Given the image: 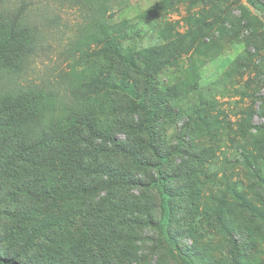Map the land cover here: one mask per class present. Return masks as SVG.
Segmentation results:
<instances>
[{
	"label": "rangeland",
	"instance_id": "374dc122",
	"mask_svg": "<svg viewBox=\"0 0 264 264\" xmlns=\"http://www.w3.org/2000/svg\"><path fill=\"white\" fill-rule=\"evenodd\" d=\"M0 8L25 9L36 27L31 55L17 70H0V99L43 94L35 116L27 103L18 113L30 120H20L26 136L17 130L2 152L20 143L51 149L45 164L19 170L17 181L41 188L3 180L1 257L264 264V0H0ZM116 48L158 71L148 106L162 103L153 121L162 159L147 133L129 127L146 117L136 98L144 78ZM78 113L151 165L97 152L113 150L101 137L89 144L93 153L68 155L77 131L82 141L71 146L87 145ZM114 174L132 183L115 184Z\"/></svg>",
	"mask_w": 264,
	"mask_h": 264
},
{
	"label": "trees",
	"instance_id": "16d2710c",
	"mask_svg": "<svg viewBox=\"0 0 264 264\" xmlns=\"http://www.w3.org/2000/svg\"><path fill=\"white\" fill-rule=\"evenodd\" d=\"M25 8V7H23ZM25 9H20L19 11H12L11 9H2L0 8V70H17L20 65L27 59L34 50L35 45V35L34 30L36 27L31 26L28 21L23 18V12ZM114 54L118 58L121 64L127 67L129 70L135 72L142 78H144V90L136 96L138 100V106L146 115L145 119L139 123V127H134V124H130V129L137 128L138 131L145 132L149 135V140L146 141V145L154 154L159 158H164V154L158 152L155 143L153 142L154 138V129L153 121L158 112L163 110L162 103L152 102V106H148L149 95L155 94V75L158 72L157 70L153 71L150 61H145L143 65L137 64L132 58L124 56L118 48L114 50ZM43 94L35 92H23L15 95L14 97L8 96L9 98L0 99V188L4 187V179L14 180V186L12 188H41L36 186L35 183H29L17 181V178L21 176L19 170H26L27 164H33L36 167H39L42 164H45L47 150H51L50 147L42 143L40 149L36 146L28 145L25 143H20L16 145V148L9 153H3L2 148L14 141L15 132L18 130V135L26 136L25 126L30 120L28 117L23 114L19 117L18 113L20 111H25L27 113V105L30 104L31 112L35 116V109L33 101L40 97L42 98ZM27 105L25 106V104ZM83 118L79 120L83 127H85L88 132V138L84 140L86 148L89 146L91 141L96 137L103 138L106 142H110L113 146V150L107 147L99 148L97 152L104 151H119L129 156L131 160L140 167H146L151 165V162L144 158L140 149H134L133 145L123 144L120 141H117L113 136L108 134H102L99 129L94 125L93 119L91 116H83L81 113L76 114V117ZM83 116V117H82ZM24 117L28 121L24 126L20 120ZM19 125V126H18ZM83 133L76 132V139L71 141L72 143H78V140L82 141ZM141 140V139H139ZM70 145L67 149V154L69 155L71 151L74 154L83 155L85 153H93L92 148H80L72 147ZM47 147V148H46ZM6 157V159H5ZM5 159V160H4ZM4 160V161H3ZM84 166V165H81ZM110 175V173H109ZM115 184H130L132 183L131 178L126 174H114L113 178ZM164 177L161 175V180ZM0 219H1V210H0ZM172 244H175L174 240H171ZM0 264H23L19 261H16L10 257H1Z\"/></svg>",
	"mask_w": 264,
	"mask_h": 264
}]
</instances>
